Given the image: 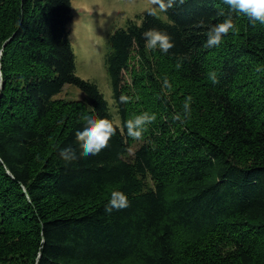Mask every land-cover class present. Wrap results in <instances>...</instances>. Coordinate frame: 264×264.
Returning a JSON list of instances; mask_svg holds the SVG:
<instances>
[{"label":"trees","instance_id":"1","mask_svg":"<svg viewBox=\"0 0 264 264\" xmlns=\"http://www.w3.org/2000/svg\"><path fill=\"white\" fill-rule=\"evenodd\" d=\"M161 13L109 33L112 112L75 73L70 0H0V264H264V24L232 13L237 30L208 48L222 0ZM149 29L174 47L148 49ZM67 82L83 98L55 97ZM85 117L115 129L87 157ZM120 194L129 206L106 213Z\"/></svg>","mask_w":264,"mask_h":264},{"label":"rangeland","instance_id":"2","mask_svg":"<svg viewBox=\"0 0 264 264\" xmlns=\"http://www.w3.org/2000/svg\"><path fill=\"white\" fill-rule=\"evenodd\" d=\"M70 2L72 17L68 22V38L74 53L75 73L97 84L113 112L115 105L112 86L104 62L109 33L117 26L124 25L128 17L134 18L136 13L150 9H156L158 14L162 13L158 6L150 3V0H70ZM55 95L62 98H83L84 93L74 84L67 82ZM115 119L118 120L117 115ZM136 144L135 142L131 148Z\"/></svg>","mask_w":264,"mask_h":264},{"label":"clouds","instance_id":"3","mask_svg":"<svg viewBox=\"0 0 264 264\" xmlns=\"http://www.w3.org/2000/svg\"><path fill=\"white\" fill-rule=\"evenodd\" d=\"M222 2L227 5L229 13L223 22L209 27L206 33L205 47L220 46L225 35L230 31L237 30L236 24L233 23L232 13L243 14L252 23L259 22L264 24V0H222ZM150 3L158 6L160 12L166 13L169 9L184 4L185 0H150ZM149 14L156 15V9H150ZM142 38L146 41V47L150 50L159 48L162 52L167 53L169 49L174 47L172 38L167 33L156 29L145 31L142 33ZM176 67L179 68L180 64L178 63ZM210 79H212L213 83L216 82L215 73L210 74ZM84 119L87 121L84 129L75 133L76 141L82 149L80 155L83 157L97 155L109 146V141L115 134V129L108 121L93 120L91 117H85ZM154 120V114L143 113L135 117L134 120L128 121V135L134 139H142L146 126ZM60 155L62 159L69 161L76 158L75 151L71 147L62 149ZM128 206L127 197L120 194L109 200L105 206V212L111 213L114 209L121 210Z\"/></svg>","mask_w":264,"mask_h":264}]
</instances>
